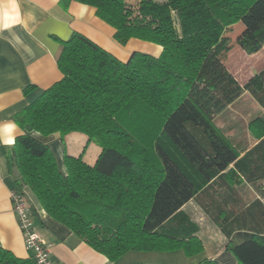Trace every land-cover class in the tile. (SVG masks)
<instances>
[{
    "label": "trees",
    "instance_id": "obj_1",
    "mask_svg": "<svg viewBox=\"0 0 264 264\" xmlns=\"http://www.w3.org/2000/svg\"><path fill=\"white\" fill-rule=\"evenodd\" d=\"M72 1L95 7L120 44L137 38L162 52L134 51L123 61L83 33L62 40V79L14 116L24 131L6 152L8 174L18 175L14 188L31 192L51 217L111 260L133 250L180 248L195 259L203 245L182 206L230 174L232 164L249 181L264 180V134L239 158L215 122L246 90L264 108V69L242 85L224 58L233 44L227 31L235 25L239 47L248 54L262 50L264 0L61 3ZM72 132L85 134L101 152L93 164L83 153H66L64 171L35 133ZM215 198L204 208L218 221ZM228 249L237 264H264V234L237 231ZM0 264L35 262L0 246ZM194 264L221 263L201 257Z\"/></svg>",
    "mask_w": 264,
    "mask_h": 264
},
{
    "label": "crops",
    "instance_id": "obj_2",
    "mask_svg": "<svg viewBox=\"0 0 264 264\" xmlns=\"http://www.w3.org/2000/svg\"><path fill=\"white\" fill-rule=\"evenodd\" d=\"M75 31L83 33L123 61L128 60L134 51L156 56L162 52V46L137 38L130 39L126 45L120 44L114 38V28L98 17L96 8L91 5L72 1L64 7L61 0H0V127L10 122L17 125L15 114L36 99L43 89L62 79L58 65L62 40L70 38ZM230 57L231 53H228L225 64L233 74L229 66ZM32 86L34 88L26 93V89ZM230 105L216 116L217 126H221L219 117ZM23 132L17 125L14 138ZM35 136L51 147L64 171V155H80L83 142L88 141V137L79 132L64 137L60 133L48 136L35 133ZM260 140V137L248 138L232 143L241 158ZM12 145L0 143V246L18 257L28 258L30 252L11 199V190L18 175L8 174L6 165V152ZM100 152L101 147L94 145L88 160L84 153L83 158L93 164ZM230 168H233L230 174L205 185L182 206L181 212L195 224V235L201 241L203 251L201 256L191 259L188 255L183 256L182 250H177L180 264H194L201 257L216 259L221 264H237L238 258L228 249L230 237L237 231L264 234V180L251 182L236 170L234 164ZM26 193L35 224L50 243L53 259L60 264L143 263L131 251L111 260L93 249L68 226L51 217L29 191ZM214 196L217 210L222 212L218 221H214L204 208ZM225 215L228 216L226 220Z\"/></svg>",
    "mask_w": 264,
    "mask_h": 264
},
{
    "label": "rangeland",
    "instance_id": "obj_3",
    "mask_svg": "<svg viewBox=\"0 0 264 264\" xmlns=\"http://www.w3.org/2000/svg\"><path fill=\"white\" fill-rule=\"evenodd\" d=\"M137 0H130V3L135 4ZM242 26V23H238ZM238 25L228 29L227 34L231 37L232 48L228 53L230 57V69L235 77L242 85L256 78V76L264 68V46L257 54H248L245 50L235 43V33ZM226 54L224 58H226ZM220 129L233 142L239 140L258 139L261 134H264V108L254 98L249 90H246L240 98H238L230 107L219 117ZM95 142H87L85 140L81 146V152L84 153V158L88 160L89 156L94 151ZM264 190V186H263ZM29 194H32L29 192ZM177 250H182L184 255L187 254L183 248L174 250H133L137 258L143 263L156 264H180V253ZM181 251V252H182Z\"/></svg>",
    "mask_w": 264,
    "mask_h": 264
},
{
    "label": "built area",
    "instance_id": "obj_4",
    "mask_svg": "<svg viewBox=\"0 0 264 264\" xmlns=\"http://www.w3.org/2000/svg\"><path fill=\"white\" fill-rule=\"evenodd\" d=\"M13 210L17 215L19 226L24 235L25 245L35 264H60L52 257L50 243L38 230L26 191L13 188L11 190Z\"/></svg>",
    "mask_w": 264,
    "mask_h": 264
},
{
    "label": "clouds",
    "instance_id": "obj_5",
    "mask_svg": "<svg viewBox=\"0 0 264 264\" xmlns=\"http://www.w3.org/2000/svg\"><path fill=\"white\" fill-rule=\"evenodd\" d=\"M16 127L17 125L14 122H10L0 127V134H2L3 136V138L0 139V143L4 145L14 144L15 138H14L13 132L16 129Z\"/></svg>",
    "mask_w": 264,
    "mask_h": 264
}]
</instances>
